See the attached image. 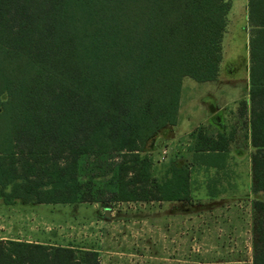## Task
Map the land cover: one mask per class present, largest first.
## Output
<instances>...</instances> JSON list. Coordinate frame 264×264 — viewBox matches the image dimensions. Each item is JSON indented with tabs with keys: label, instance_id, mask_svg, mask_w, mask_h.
<instances>
[{
	"label": "trees",
	"instance_id": "16d2710c",
	"mask_svg": "<svg viewBox=\"0 0 264 264\" xmlns=\"http://www.w3.org/2000/svg\"><path fill=\"white\" fill-rule=\"evenodd\" d=\"M232 0H0V204L185 201L155 170L183 79L215 81ZM252 264H264V0H247ZM211 150H216L212 147ZM0 264H98L97 252L0 240Z\"/></svg>",
	"mask_w": 264,
	"mask_h": 264
},
{
	"label": "rangeland",
	"instance_id": "374dc122",
	"mask_svg": "<svg viewBox=\"0 0 264 264\" xmlns=\"http://www.w3.org/2000/svg\"><path fill=\"white\" fill-rule=\"evenodd\" d=\"M226 21V31L222 39L223 58L219 68L221 84L218 88L227 92L230 98H242L243 89L247 86L249 68L247 0H232ZM209 87L212 86L183 79V117L187 115L189 105H197L198 98ZM218 96L220 94L216 93L203 98L210 97L216 101ZM244 108L246 107L240 101L234 111L224 115L229 126L245 127ZM158 141L159 146L152 150L155 170L158 171L163 165L170 163L180 165L177 161L181 165L185 163L177 160V152L168 151L169 146L160 136L156 138L155 144ZM242 164L246 167L245 158ZM245 175L243 174L244 177ZM193 178L196 179L195 176ZM251 194L252 203L260 199V195H254L252 191ZM160 207L162 204L158 202L78 205L17 203L11 206L0 204V240L38 242L73 247L75 250L93 248L98 250V264H202L210 261L213 264H252V237L245 240L233 239L235 247H232L231 242L229 250L225 249L224 239H217V253L202 255L194 252L192 247L196 244L192 239L189 252L186 248L184 254L179 253V250H175V244L167 243V238L161 232V223L152 224V220H162L159 216L161 214L157 215ZM106 210L109 213L107 216ZM153 215L156 217L153 218ZM106 219L109 220L107 225L104 224ZM234 240H239L240 247L236 246L238 243ZM170 241L177 243L178 238ZM177 253L180 254L178 257L175 256ZM170 258L179 259L180 262L165 261Z\"/></svg>",
	"mask_w": 264,
	"mask_h": 264
},
{
	"label": "crops",
	"instance_id": "0c3cea01",
	"mask_svg": "<svg viewBox=\"0 0 264 264\" xmlns=\"http://www.w3.org/2000/svg\"><path fill=\"white\" fill-rule=\"evenodd\" d=\"M198 84H210L212 87L207 88L204 95L198 98L197 105H189L185 117L182 116L181 95L177 124L159 134L161 140L169 146L168 151L177 152V160L184 161V165L191 169L189 198L185 201L158 202L162 207L157 215L161 214L159 216L162 220H152V224L161 223V232L167 238V243L175 244V250H179V253L184 254L186 248L189 252L193 239L196 244L192 247L194 252L202 255L217 253V239H224L225 249L229 250L231 242L232 247H235L233 239L252 237L250 157L253 148L249 131V78L243 89V97L236 99L230 98L227 92L218 88L221 84L219 73L215 81ZM216 93L220 94L216 101L210 97L203 98ZM240 101L246 107L245 127H231L225 116L234 111ZM159 144L158 141L156 147ZM212 147L216 150L212 151ZM243 158L247 161L246 167L242 164ZM176 163L181 165L179 161ZM243 174H246L245 177ZM108 221L106 219L104 224L107 225ZM176 238L177 243L170 241ZM236 242V246L240 247L239 240ZM94 251L98 252L97 249ZM179 255L177 253L175 256ZM165 261L180 262L176 258ZM202 264L213 263L210 261Z\"/></svg>",
	"mask_w": 264,
	"mask_h": 264
},
{
	"label": "water",
	"instance_id": "95a60500",
	"mask_svg": "<svg viewBox=\"0 0 264 264\" xmlns=\"http://www.w3.org/2000/svg\"><path fill=\"white\" fill-rule=\"evenodd\" d=\"M105 215H106V216H107V215H109V213H108V211H107V210L105 211Z\"/></svg>",
	"mask_w": 264,
	"mask_h": 264
}]
</instances>
